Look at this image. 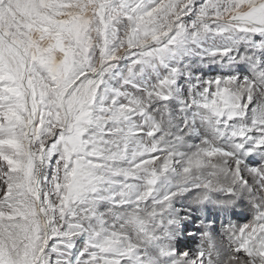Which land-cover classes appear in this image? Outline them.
Wrapping results in <instances>:
<instances>
[{"label":"snow or ice","instance_id":"1","mask_svg":"<svg viewBox=\"0 0 264 264\" xmlns=\"http://www.w3.org/2000/svg\"><path fill=\"white\" fill-rule=\"evenodd\" d=\"M0 264H264V0H0Z\"/></svg>","mask_w":264,"mask_h":264},{"label":"bare ground","instance_id":"2","mask_svg":"<svg viewBox=\"0 0 264 264\" xmlns=\"http://www.w3.org/2000/svg\"><path fill=\"white\" fill-rule=\"evenodd\" d=\"M216 233H217V230H216ZM188 250L194 252V248H190L189 246H188Z\"/></svg>","mask_w":264,"mask_h":264},{"label":"rangeland","instance_id":"3","mask_svg":"<svg viewBox=\"0 0 264 264\" xmlns=\"http://www.w3.org/2000/svg\"><path fill=\"white\" fill-rule=\"evenodd\" d=\"M191 248V247H190ZM182 250H188V248L185 247V245L182 247Z\"/></svg>","mask_w":264,"mask_h":264}]
</instances>
